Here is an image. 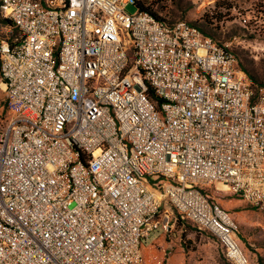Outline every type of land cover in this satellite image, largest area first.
Returning a JSON list of instances; mask_svg holds the SVG:
<instances>
[{
	"label": "built area",
	"instance_id": "obj_1",
	"mask_svg": "<svg viewBox=\"0 0 264 264\" xmlns=\"http://www.w3.org/2000/svg\"><path fill=\"white\" fill-rule=\"evenodd\" d=\"M129 3L0 0L19 33L0 35V264H146L164 203L250 262L202 187L264 210V79Z\"/></svg>",
	"mask_w": 264,
	"mask_h": 264
},
{
	"label": "rangeland",
	"instance_id": "obj_2",
	"mask_svg": "<svg viewBox=\"0 0 264 264\" xmlns=\"http://www.w3.org/2000/svg\"><path fill=\"white\" fill-rule=\"evenodd\" d=\"M161 18L168 21L187 20L206 30L220 42H227L251 78L264 79V0H142ZM136 7L129 3L126 11ZM247 18L243 24L239 17ZM0 35L13 39L18 33L7 22H0ZM0 83V103L4 97ZM202 190L218 202L239 225L240 244L249 256V264H264V210L244 204L222 184H209ZM170 230L155 228L147 238L146 264H232L217 238L199 229L193 222L180 218L168 204ZM161 238H154L159 236Z\"/></svg>",
	"mask_w": 264,
	"mask_h": 264
},
{
	"label": "trees",
	"instance_id": "obj_3",
	"mask_svg": "<svg viewBox=\"0 0 264 264\" xmlns=\"http://www.w3.org/2000/svg\"><path fill=\"white\" fill-rule=\"evenodd\" d=\"M133 5L136 7V9L138 10V11H143V12H148V13H150L154 18H157V19H160V20H163V21H166V22H168L169 24H171V23H174V22H176L177 20H175V21H168V20H165L164 18H161L155 11H153L152 10V8L150 7V6H147L146 4H145V2H143L142 0H133ZM179 20H182V19H179ZM0 22H7V23H9V24H11V21L9 20V19H7L6 17H4L3 15H2V13H1V10H0ZM11 26L13 27V25L11 24ZM199 27V26H198ZM14 28V27H13ZM200 28V27H199ZM15 29V31L18 33V30L16 29V28H14ZM201 29V28H200ZM205 34H207V35H210L217 43H221L219 40H217L216 38H214V36L213 35H211L210 33H208L206 30H203V29H201ZM18 35H19V33H18ZM17 35V36H18ZM17 36H15V37H17ZM9 41H10V39H8ZM240 66L245 70V68L243 67V65L240 63ZM250 77H251V75L250 74H248ZM252 80L254 81V82H261V81H258V80H255V79H253L252 78ZM148 95H149V97L151 98V99H155L156 97H155V93H154V91L152 90V89H149V91H148Z\"/></svg>",
	"mask_w": 264,
	"mask_h": 264
},
{
	"label": "crops",
	"instance_id": "obj_4",
	"mask_svg": "<svg viewBox=\"0 0 264 264\" xmlns=\"http://www.w3.org/2000/svg\"><path fill=\"white\" fill-rule=\"evenodd\" d=\"M147 238H148V237H147ZM147 238L145 239V244H144V252H145V255H146V253H147V252H146V248H147L148 246H150V243L147 244V242H146V241H147ZM158 238H161L160 235L157 236L156 238H154L153 241H151V242H154V241H155L156 239H158Z\"/></svg>",
	"mask_w": 264,
	"mask_h": 264
}]
</instances>
